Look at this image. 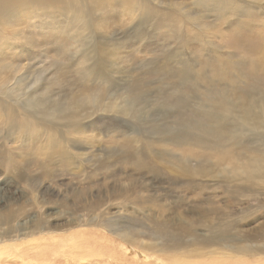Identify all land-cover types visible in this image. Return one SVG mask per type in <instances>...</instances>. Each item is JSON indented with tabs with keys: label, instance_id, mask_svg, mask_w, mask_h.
<instances>
[{
	"label": "rangeland",
	"instance_id": "rangeland-1",
	"mask_svg": "<svg viewBox=\"0 0 264 264\" xmlns=\"http://www.w3.org/2000/svg\"><path fill=\"white\" fill-rule=\"evenodd\" d=\"M66 1L0 15V264H264V0Z\"/></svg>",
	"mask_w": 264,
	"mask_h": 264
},
{
	"label": "bare ground",
	"instance_id": "bare-ground-1",
	"mask_svg": "<svg viewBox=\"0 0 264 264\" xmlns=\"http://www.w3.org/2000/svg\"><path fill=\"white\" fill-rule=\"evenodd\" d=\"M25 1L24 4L22 6H19L20 4V0H0V15L3 14L4 10L7 9V8H15V10H20V9H23L26 5H27V2H30V3H33L36 7V12L37 13H40L41 11L44 10V5L45 4H49L50 5V8L51 9H65L67 10L68 8H70V4L66 1V0H23ZM198 1H201V0H198ZM202 1H205V0H202ZM205 3L207 4V2L205 1ZM231 3H234L233 1H231ZM256 8V7H255ZM15 10H11V11H15ZM213 10V9H212ZM232 11V10H231ZM217 12V11H216ZM249 12V11H248ZM244 13V12H243ZM130 16L132 18H135L136 17V14L134 11H130L129 12ZM261 14V13H260ZM8 41V40H7ZM256 65V64H255ZM10 67L12 65H9ZM19 67V66H18ZM257 67V66H256ZM258 68V67H257ZM19 71V69H18ZM22 77H19V80H21ZM18 96L19 97H22L23 94H21L22 92H20V85H21V82L19 81L18 83ZM26 96V95H25ZM239 125H242L244 126L245 124L243 123H238L237 127ZM252 126V129L254 127V125H251ZM236 127V129H237ZM249 128V127H248ZM250 129V128H249ZM251 129V130H252ZM253 131V130H252ZM258 131V130H257ZM257 131H253L254 134H253V141L255 142H261L264 144V131H261V132H257ZM252 135V134H251ZM246 139V137L243 136L242 133H240L239 135H237L236 137H234L233 139V143H234V149L238 148L240 145H242V141H244ZM70 145V144H69ZM65 147H68V144L65 146ZM27 148H30L27 146ZM240 148V147H239ZM251 150V149H250ZM259 164H261L260 161H258ZM259 178V181H255L254 179L255 178ZM250 182L253 186H259V185H262L261 183H264V173L263 172H258V173H255L251 178H250ZM249 194H252V191L249 193ZM253 195V194H252ZM130 199V198H128ZM126 199V200H128ZM101 222V221H100ZM111 222V221H110ZM109 222V223H110ZM113 222H111L110 224L112 225ZM105 224V225H104ZM104 224H101V225H104L105 227H109L106 225V223ZM108 224V223H107ZM109 224V225H110ZM115 224V223H113ZM105 230V229H104ZM85 234V233H84ZM80 235V234H79ZM67 243H70L72 244L73 241H68V242H64V244H67ZM76 244V243H75ZM63 245V244H62ZM74 245V244H73ZM67 246V245H66ZM76 247V246H75ZM66 249V248H65ZM68 249V248H67ZM74 249V248H73ZM65 251V250H64ZM134 251V250H133ZM63 252V251H62ZM66 252V251H65ZM60 254V253H59ZM63 254V253H61ZM0 256H3V255H0ZM137 256V255H136ZM65 257V256H64ZM76 258V257H75ZM83 260V258H80ZM78 260V259H77ZM80 261V260H79ZM25 263V262H24Z\"/></svg>",
	"mask_w": 264,
	"mask_h": 264
}]
</instances>
